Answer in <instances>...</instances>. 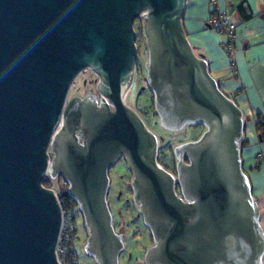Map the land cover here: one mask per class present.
Wrapping results in <instances>:
<instances>
[{"label": "water", "instance_id": "water-1", "mask_svg": "<svg viewBox=\"0 0 264 264\" xmlns=\"http://www.w3.org/2000/svg\"><path fill=\"white\" fill-rule=\"evenodd\" d=\"M186 1L0 0V264H59L62 209L42 186L46 177L62 178L76 202L84 253L120 264L123 237L107 203L108 170L119 158L152 237L142 264H264L260 212L240 158L243 113L193 51L181 21ZM140 17L160 126L204 127L174 147L176 178L157 163L155 134L124 102ZM86 70L98 77L97 94L68 98Z\"/></svg>", "mask_w": 264, "mask_h": 264}, {"label": "crops", "instance_id": "crops-1", "mask_svg": "<svg viewBox=\"0 0 264 264\" xmlns=\"http://www.w3.org/2000/svg\"><path fill=\"white\" fill-rule=\"evenodd\" d=\"M215 8L230 14L236 24L232 58L222 48L223 37L208 24ZM181 21L193 51L205 59L219 89L243 113L240 158L264 233V139L255 125L257 114L264 119V0H187Z\"/></svg>", "mask_w": 264, "mask_h": 264}, {"label": "rangeland", "instance_id": "rangeland-1", "mask_svg": "<svg viewBox=\"0 0 264 264\" xmlns=\"http://www.w3.org/2000/svg\"><path fill=\"white\" fill-rule=\"evenodd\" d=\"M140 28H142V32ZM133 30L136 35L135 47L137 51L135 69H138V71H135L132 85L124 97V102L139 114L146 127L155 134L158 140L157 159L162 166H167L168 171H172L175 168L174 147L196 140L204 131V127L201 125L185 126L182 131L171 133L160 126L159 119L151 108L152 94L145 80V54L143 49L146 45V39L143 33L142 17L134 20ZM97 82L98 77L91 70L81 72L73 81L68 98L82 96L87 92L97 94ZM108 176L110 182L107 202L113 215V224L124 234L125 248L120 255V264H140L146 250L152 245V240L141 219L137 217L136 208L132 205L129 188L132 175L123 158H119L109 168ZM63 184L64 181L60 177L52 180L53 191L58 193L59 187ZM81 224L82 220L78 219V234L75 241L78 261L80 264H96L83 251L87 233H85Z\"/></svg>", "mask_w": 264, "mask_h": 264}, {"label": "built area", "instance_id": "built-area-1", "mask_svg": "<svg viewBox=\"0 0 264 264\" xmlns=\"http://www.w3.org/2000/svg\"><path fill=\"white\" fill-rule=\"evenodd\" d=\"M211 3L214 4L215 0H211ZM210 27H212L218 34H220L223 39L221 42L222 48L225 53L232 58L235 53V27L236 24L232 21L230 14L222 12L217 8L213 9L211 17L208 21ZM257 159L260 160L262 156L260 154L256 155ZM60 203V202H59ZM73 225L70 222L69 216H66L62 212V223L61 229L58 237L57 246L55 249L56 258L59 264H80L78 261V254L75 248V241L70 246L74 250V258L72 261H67L65 258V248L64 243L67 240L73 239Z\"/></svg>", "mask_w": 264, "mask_h": 264}, {"label": "trees", "instance_id": "trees-1", "mask_svg": "<svg viewBox=\"0 0 264 264\" xmlns=\"http://www.w3.org/2000/svg\"><path fill=\"white\" fill-rule=\"evenodd\" d=\"M141 32H142V28H140ZM135 71L137 72L138 69H135ZM152 94V93H151ZM151 108L152 111H154V106H153V95H151ZM256 130L259 136V139L262 141L264 139V119L261 116V114H257L256 115ZM242 146V143H240V147ZM174 155V154H173ZM157 163L162 166L160 164V162L157 159ZM165 170H167V166H162ZM258 165L254 167V169H257ZM243 169V168H242ZM244 171V170H243ZM245 172V171H244ZM42 186L47 188V189H52V180L48 177H46L44 179V181L42 182ZM57 198L60 202V206L62 209L63 214L66 216H69L70 222L73 225L72 230H73V239L71 240H67L64 243V248L66 250L65 252V258L67 261H72L75 254H74V250L70 248V246L73 244V240L77 238V234H78V226H77V220L81 219L82 220V228L85 231V233H87L85 227H84V222L83 219L81 217V214L79 212L78 206L76 204V202L67 194V185L64 184L61 185L59 187L58 193H56ZM263 263H264V257H263Z\"/></svg>", "mask_w": 264, "mask_h": 264}, {"label": "flooded vegetation", "instance_id": "flooded-vegetation-1", "mask_svg": "<svg viewBox=\"0 0 264 264\" xmlns=\"http://www.w3.org/2000/svg\"><path fill=\"white\" fill-rule=\"evenodd\" d=\"M174 158H175V156H174ZM182 159L184 160V162H187V159H186V157L185 156H183L182 157ZM176 162H177V160H176V158H175V168L172 170V171H168V172H170L171 174H173V176L176 178ZM109 182H110V179H109ZM129 188H130V191H131V196H132V190H131V181H130V186H129ZM176 192H177V194H179V187H178V185H176ZM107 193H108V191H107ZM132 198V197H131ZM131 202H132V205H134V207L136 208V215H137V217L139 218V219H141V221H142V217H141V215L139 214V212H138V208L135 206V204L133 203V201H132V199H131ZM108 203V202H107ZM109 206V205H108ZM110 210V209H109ZM111 212V211H110ZM111 215H112V213H111ZM142 223H143V221H142ZM112 225H113V228H114V230L117 232V233H120V234H122V237H123V242H124V234L119 230V228H117V227H115L114 226V224H113V215H112ZM144 225V224H143ZM145 227V226H144ZM146 228V227H145ZM147 229V228H146ZM147 232L149 233V235H150V237H151V234H150V231L147 229ZM151 240H152V237H151ZM124 248H125V245H124ZM123 251H124V249H123ZM122 251V252H123ZM121 252V253H122ZM121 255V254H120ZM119 263H120V256H119ZM142 263H143V261H142ZM142 263H140V264H142Z\"/></svg>", "mask_w": 264, "mask_h": 264}]
</instances>
